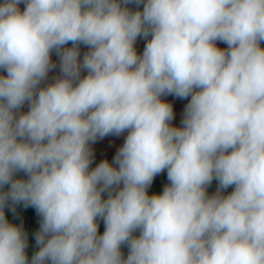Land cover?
I'll return each mask as SVG.
<instances>
[{"label":"clouds","instance_id":"9594fccd","mask_svg":"<svg viewBox=\"0 0 264 264\" xmlns=\"http://www.w3.org/2000/svg\"><path fill=\"white\" fill-rule=\"evenodd\" d=\"M262 43L264 0H3L0 264H264ZM169 95L190 97L179 127Z\"/></svg>","mask_w":264,"mask_h":264},{"label":"crops","instance_id":"0c3cea01","mask_svg":"<svg viewBox=\"0 0 264 264\" xmlns=\"http://www.w3.org/2000/svg\"><path fill=\"white\" fill-rule=\"evenodd\" d=\"M0 3H3V0H0ZM19 7L21 11H23L25 5L21 4ZM146 43L147 41L145 39L138 38L137 43L135 45L138 54H142ZM67 47H71V45H67ZM218 47L224 49L227 47V45L223 43H218ZM261 47H264V43L261 44ZM80 50H81V59H82L83 54L86 51H88V49L87 47L82 46L80 47ZM52 60L57 63V68L49 72V82H51L53 77L59 74V57H57L55 53H53L52 55ZM86 74H87L86 72H82L81 75L83 77ZM0 75H6V72H0ZM162 99L165 102L171 103L173 105L175 118L172 121V125L176 127L181 126V120L183 118V111L185 108V105L182 99L176 98L171 95L162 97ZM21 111L22 112L28 111V105L25 104L24 107L21 109ZM126 135H127L126 132L120 136L109 135L101 140H98L95 144L91 145L93 152H94V162L91 165V167L94 168L97 164H99L104 159H107L109 160V162H111L117 150L123 145ZM168 183L169 182L167 180V172L165 170L164 172H162L161 174L155 177L152 183V186L148 190L149 195L162 193L164 186L167 185ZM217 186H218V183L217 181L214 180L211 186L207 189L208 194L209 195L214 194L217 189ZM232 190H233L232 188H229L225 190L223 194L228 195ZM105 198H106V195H105ZM103 230H104V225H103V222L101 221L100 228H99V231L101 234L103 233ZM135 235H139V233L137 232L135 233ZM122 252L124 253L126 257L128 254V248L126 245L122 246ZM31 257H29V260L31 259Z\"/></svg>","mask_w":264,"mask_h":264},{"label":"trees","instance_id":"16d2710c","mask_svg":"<svg viewBox=\"0 0 264 264\" xmlns=\"http://www.w3.org/2000/svg\"><path fill=\"white\" fill-rule=\"evenodd\" d=\"M130 8L133 10H136L134 5H129ZM142 10V6L141 9ZM68 45H71L70 43ZM84 45H81L82 47ZM16 178H23L26 179L27 177L24 176L23 173L17 174ZM6 190V189H5ZM107 195L106 193L104 196ZM5 214L6 218L10 223L20 225L23 224L24 230L28 234V247L26 249V253L28 257H31L36 251H38V248L35 243L34 233L39 230V222L40 217L37 215L35 209L33 207H23V205H18L16 207V212L13 214V212L10 210V208H5Z\"/></svg>","mask_w":264,"mask_h":264},{"label":"rangeland","instance_id":"374dc122","mask_svg":"<svg viewBox=\"0 0 264 264\" xmlns=\"http://www.w3.org/2000/svg\"><path fill=\"white\" fill-rule=\"evenodd\" d=\"M188 100H190V97H189V98H187V99H182V101H183L184 105H186V104L188 103Z\"/></svg>","mask_w":264,"mask_h":264}]
</instances>
